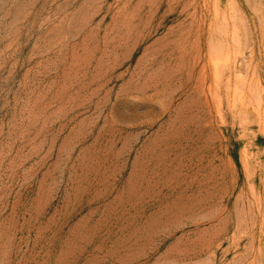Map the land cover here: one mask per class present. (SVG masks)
Here are the masks:
<instances>
[{"label": "rangeland", "instance_id": "obj_1", "mask_svg": "<svg viewBox=\"0 0 264 264\" xmlns=\"http://www.w3.org/2000/svg\"><path fill=\"white\" fill-rule=\"evenodd\" d=\"M0 264H264V0H0Z\"/></svg>", "mask_w": 264, "mask_h": 264}]
</instances>
